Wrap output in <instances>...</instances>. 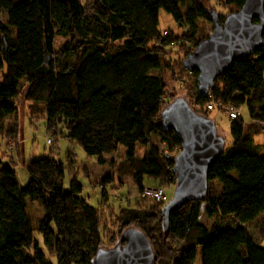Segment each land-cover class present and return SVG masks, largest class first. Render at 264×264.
<instances>
[{"label":"trees","instance_id":"trees-1","mask_svg":"<svg viewBox=\"0 0 264 264\" xmlns=\"http://www.w3.org/2000/svg\"><path fill=\"white\" fill-rule=\"evenodd\" d=\"M214 2L0 0V11L7 18L0 22V38L7 46L5 55L0 51V138L17 145L16 98L22 85L26 115L43 116L48 134L75 141L98 165H104L106 156L121 145L125 153L120 173L130 176L140 193L144 178L155 186L169 176L172 183V160L179 143L172 130L164 129L160 111L174 96L166 95L162 72L168 63L158 56L177 43L187 55L208 36V32L195 36L198 20L212 27L211 9L223 20L244 0ZM218 5L228 10L217 13ZM160 9L186 31L174 37L158 31ZM186 72L196 77V72ZM190 96L189 106L205 116L209 101L234 108L246 104L256 133L255 125H264V46L234 60L207 95L195 91ZM7 117L14 119L9 127L4 125ZM229 133L230 150L224 149L208 168L205 198L171 212L167 233L160 213L165 200L155 202L157 210L127 205L114 211L108 206V213L101 217L100 207L80 196L81 185L74 177L69 178L68 189L56 185L64 165L52 157L54 151L49 157L22 160L28 175L23 187L16 179L15 160L0 162V251H4L0 264H91L103 239L115 244L129 226L145 233L155 264H194L197 248L200 264H264V247L242 226L264 213V150L238 116L229 122ZM152 135L161 148L151 143ZM137 147L145 150L140 157L135 155ZM36 200L58 233L54 263L48 261L47 254L53 256V252L46 233L42 235L45 251L37 242L28 249L13 244L14 224L5 207L11 203L23 214L27 201ZM202 205L207 217L234 216L236 225L208 229L199 222Z\"/></svg>","mask_w":264,"mask_h":264},{"label":"rangeland","instance_id":"rangeland-1","mask_svg":"<svg viewBox=\"0 0 264 264\" xmlns=\"http://www.w3.org/2000/svg\"><path fill=\"white\" fill-rule=\"evenodd\" d=\"M212 4H216L214 0H211ZM187 5V4H186ZM186 5L181 9L184 12ZM228 10L226 7L220 5L216 6L217 13H225ZM7 18L4 12L0 11V22H6ZM198 29L195 32V36L199 38L205 33H210L212 27L207 21L198 20ZM157 30L162 32L163 35L179 36L186 27L184 25H178L163 9L159 10ZM177 44L170 45L165 48L166 53L159 54L158 58L162 62H167L168 66L163 69L162 76L165 82V90L167 96L185 97L189 100L190 94H194L196 91V81L193 76H190L186 71L180 67L181 60L185 57L184 50H181ZM188 47L192 46L191 43L186 44ZM58 44H56V47ZM180 62V63H179ZM3 68H0V72ZM186 82L185 84L183 83ZM24 87L21 85L19 94L16 98L18 106V112L16 114V121L19 123V138L17 141V147L19 151V159L15 160V172L20 186L27 183V173L23 164V161L32 159H38L44 156L52 155L55 160L60 161L64 165V174L61 177L62 186L64 189H68L69 178L74 177L81 185L80 196L83 197L86 202L93 207H100L101 217L108 213V206L114 211L118 210L121 206H127L141 209V210H157L159 204L155 203L150 197H144L142 192L140 193L137 186L132 181L130 176L120 173L119 167L124 159L125 149L120 145L117 150L106 156V163L104 165H98L93 157L88 156L82 148L73 140L61 137L59 134L50 135L45 130V118L41 115L33 113L30 117L26 115L25 101L23 100L22 93ZM169 101V99L167 100ZM233 111L237 112L238 118L244 123L250 120L248 107L246 104H241L238 108L231 107ZM207 116L215 123L217 132L224 138V149L230 150L231 136L229 133V119L227 113L219 108H214L207 112ZM12 117L5 119L4 125L9 127L13 122ZM264 125L257 124L256 134L254 136L257 146L264 150V131L262 129ZM47 138L52 139V143L46 142ZM151 143L162 147L158 138L152 135L150 137ZM12 143V142H11ZM6 145H8L6 143ZM16 147L15 144H10L8 147ZM16 147V148H17ZM15 148V149H16ZM177 152L179 150L176 149ZM9 151V150H8ZM8 151L4 152L2 156L7 155ZM143 147H137L135 155L141 156L144 152ZM176 152V153H177ZM5 158V157H4ZM8 160H12L11 158ZM60 180L57 178L55 184L59 185ZM144 185L147 187H153L152 181L147 178L143 179ZM153 184V185H148ZM103 185V188H102ZM144 186V187H145ZM154 187H161L163 190L162 200L168 201L171 197L173 190V182L162 181L159 184H155ZM104 191V192H103ZM143 191V190H142ZM105 193V194H103ZM203 206L199 217V222L205 225L208 229L212 226L224 227L225 225L235 226L236 218L234 216L223 217H207L203 212ZM5 214L8 219L12 220L14 224L15 241L14 245L24 246L29 248L32 244L38 243V246L45 251L43 243V233H46L49 241L52 244L53 256L47 254L48 261L54 263L55 255L59 252V240L57 238L58 233L52 223H47L43 217V207L39 201H27L25 213L18 211L15 206L8 203L5 207ZM28 222V223H27ZM242 226L249 232L251 238L257 242L261 247H264V213L258 215L252 221L242 224ZM115 239L118 238V236ZM104 247H112L113 241H108V238H104ZM0 261H4V251H0ZM194 264H200V249L197 248Z\"/></svg>","mask_w":264,"mask_h":264},{"label":"water","instance_id":"water-1","mask_svg":"<svg viewBox=\"0 0 264 264\" xmlns=\"http://www.w3.org/2000/svg\"><path fill=\"white\" fill-rule=\"evenodd\" d=\"M264 0H244L239 9L220 20L211 9L212 29L207 37L181 61L184 70L196 72V92L207 95L215 79L231 63L264 46ZM4 38L0 51L6 54ZM47 53L44 63H47ZM165 130H172L179 143L173 158L174 173L171 197L161 208V227L168 230V216L189 201L203 200L208 189V168L223 152L224 138L212 119L194 111L185 97H174L160 111ZM156 255L145 233L135 226L125 228L112 247L100 246L91 264H155Z\"/></svg>","mask_w":264,"mask_h":264},{"label":"built area","instance_id":"built-area-1","mask_svg":"<svg viewBox=\"0 0 264 264\" xmlns=\"http://www.w3.org/2000/svg\"><path fill=\"white\" fill-rule=\"evenodd\" d=\"M205 108L207 110H212L214 108H219L223 111H225L229 117V119H235L237 118V112L233 111L231 106L228 104H221V103H215L214 101H209L206 103ZM263 131H264V126L262 127ZM46 142L48 144L52 143V139L47 138ZM169 176H166V178L164 179V181H168ZM173 182H174V175L172 176ZM142 195L144 197H150L153 201L155 202H160L163 198V190L161 187H144L143 191H142Z\"/></svg>","mask_w":264,"mask_h":264},{"label":"crops","instance_id":"crops-1","mask_svg":"<svg viewBox=\"0 0 264 264\" xmlns=\"http://www.w3.org/2000/svg\"><path fill=\"white\" fill-rule=\"evenodd\" d=\"M25 106H26V104H25ZM17 112H18V108H17ZM244 128H245L246 132H249L253 136V138H254V136L256 134H258V133H254L253 132L254 126L252 125L251 120H249L247 123H244ZM19 131H20V128H19V123H18V133H17V138H16V144H17V141H18V138H19ZM254 141H255V139H254ZM260 143L264 145V143L262 141H260ZM16 147H17V145H16ZM15 148L13 149V147L12 148L10 146L8 147V145H6V140L3 137L0 138V162L5 164L8 161V159H10V158L12 160H14V159L18 160L19 159L18 153H19L20 150L18 149V147H17V149H15ZM6 151H8L7 155L5 153V155L2 156V154L4 152H6ZM13 168L15 170V165H13ZM64 170H65V168H64ZM15 175H16V172H15ZM16 179H17V175H16ZM27 179H28V175H27ZM59 180H60V183L62 184L61 178H59ZM17 182H18V179H17ZM18 184H19V182H18ZM25 185H23V186H25ZM148 185H153V184H148ZM23 186H20V187H23Z\"/></svg>","mask_w":264,"mask_h":264}]
</instances>
